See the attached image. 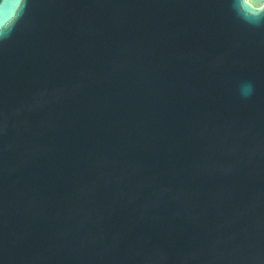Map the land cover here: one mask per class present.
Wrapping results in <instances>:
<instances>
[{
  "label": "water",
  "instance_id": "water-1",
  "mask_svg": "<svg viewBox=\"0 0 264 264\" xmlns=\"http://www.w3.org/2000/svg\"><path fill=\"white\" fill-rule=\"evenodd\" d=\"M0 264H264V10L25 0L0 36Z\"/></svg>",
  "mask_w": 264,
  "mask_h": 264
},
{
  "label": "clouds",
  "instance_id": "clouds-1",
  "mask_svg": "<svg viewBox=\"0 0 264 264\" xmlns=\"http://www.w3.org/2000/svg\"><path fill=\"white\" fill-rule=\"evenodd\" d=\"M241 5L246 11H250L240 0ZM25 7V0H0V36H5L14 27L15 23L21 16ZM253 13L264 10V4L254 5Z\"/></svg>",
  "mask_w": 264,
  "mask_h": 264
},
{
  "label": "snow or ice",
  "instance_id": "snow-or-ice-1",
  "mask_svg": "<svg viewBox=\"0 0 264 264\" xmlns=\"http://www.w3.org/2000/svg\"><path fill=\"white\" fill-rule=\"evenodd\" d=\"M245 6L250 10V11H255L256 9L254 8V0H244Z\"/></svg>",
  "mask_w": 264,
  "mask_h": 264
}]
</instances>
